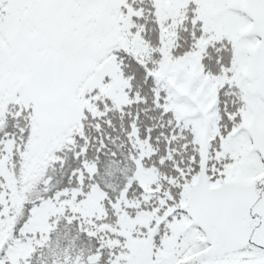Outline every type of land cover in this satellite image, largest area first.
Segmentation results:
<instances>
[{
    "label": "snow or ice",
    "instance_id": "obj_1",
    "mask_svg": "<svg viewBox=\"0 0 264 264\" xmlns=\"http://www.w3.org/2000/svg\"><path fill=\"white\" fill-rule=\"evenodd\" d=\"M0 264H264V0H0Z\"/></svg>",
    "mask_w": 264,
    "mask_h": 264
}]
</instances>
